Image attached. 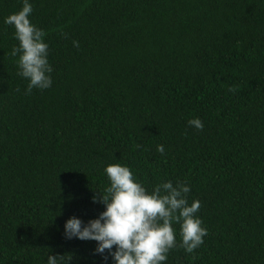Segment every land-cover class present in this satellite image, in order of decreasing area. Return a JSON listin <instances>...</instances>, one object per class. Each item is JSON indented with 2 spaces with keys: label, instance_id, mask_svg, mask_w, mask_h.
Returning <instances> with one entry per match:
<instances>
[{
  "label": "trees",
  "instance_id": "1",
  "mask_svg": "<svg viewBox=\"0 0 264 264\" xmlns=\"http://www.w3.org/2000/svg\"><path fill=\"white\" fill-rule=\"evenodd\" d=\"M30 2L53 84L24 94L4 24L22 0H0V264H104L63 224L103 210L113 163L200 201L204 243L167 264H264V0Z\"/></svg>",
  "mask_w": 264,
  "mask_h": 264
},
{
  "label": "clouds",
  "instance_id": "2",
  "mask_svg": "<svg viewBox=\"0 0 264 264\" xmlns=\"http://www.w3.org/2000/svg\"><path fill=\"white\" fill-rule=\"evenodd\" d=\"M32 12L30 0H22L18 11L4 17L17 41L9 55L16 58L17 75L27 82L25 95L53 84L47 33L31 23ZM72 44L79 47L76 40ZM187 123L197 130L204 127L199 118ZM157 151L164 155V146L157 145ZM103 172L107 187L102 194L98 192V198L92 197L103 210L87 222L69 217L63 224L66 240L94 241L93 255L104 264L109 260L111 264H167L170 250L181 247L191 254L204 243L207 229L197 215L201 203H189L191 187L187 181L162 180L149 190L126 165L108 164ZM174 225H179V244ZM71 260L70 254H48L45 264H70Z\"/></svg>",
  "mask_w": 264,
  "mask_h": 264
}]
</instances>
